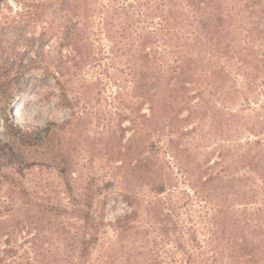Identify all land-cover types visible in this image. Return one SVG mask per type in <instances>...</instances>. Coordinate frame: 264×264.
Here are the masks:
<instances>
[{
    "label": "rangeland",
    "instance_id": "obj_1",
    "mask_svg": "<svg viewBox=\"0 0 264 264\" xmlns=\"http://www.w3.org/2000/svg\"><path fill=\"white\" fill-rule=\"evenodd\" d=\"M40 1L0 0V264H236L232 256L235 240L243 234L254 237L252 228L241 230V222L234 228L237 231L228 228L222 232L215 221H223L225 214L215 213L213 202L206 198L208 188L196 191L195 176L192 180L188 177L172 149H187L181 151L189 161L186 165L191 161L190 165H207L219 160L220 149L226 151L233 142L264 137L260 132H256L258 136L253 133L259 130L257 119L264 118L263 68L251 70V76L245 77V70L238 63L225 55L212 56L215 51L210 46L204 49V62L210 71L223 64L231 70L225 94L215 87L219 82L209 77L202 90L208 106L213 111L219 107L222 115L210 112L203 115L204 119H189L181 131L193 126L197 130L184 133L180 139L173 133L176 141L171 148L167 127L164 132L147 135L146 143L159 177L154 174L147 183L130 177L127 183L126 167H115L120 160H115L113 146L118 143L124 147L128 137L139 129L141 112L148 109L147 104L140 105L135 95L132 69L138 58L133 36L137 27L158 30L160 20L147 13H130V17L121 10L120 17L110 25L108 37L104 19L110 0H94L97 10L90 18L72 21L82 25L89 37L87 60L74 63L67 58L72 55L70 46L62 44L65 23L71 24L65 21L64 10L57 3L42 7L38 5ZM135 1L116 2L127 5ZM248 2H239L242 19L233 17L235 25L236 20L242 21L243 28L249 19H257L260 14L259 9L253 12L248 8ZM124 20L128 29L123 28ZM240 37L244 38L243 34ZM165 38L172 43L177 40ZM242 38L235 42L244 45ZM156 47L163 50L166 46L160 40ZM46 63L52 70L63 65L69 106L59 103L60 89L52 76L40 80L38 73ZM198 99L196 96L194 102L198 103ZM7 109L26 129L43 127L48 122L66 124L52 145L54 151L61 153L59 161L65 159L74 171L73 193L68 192L46 147L37 144V140L30 144L16 142L13 146L9 143L4 120ZM228 118L231 128L230 122H225ZM241 149H233L235 155ZM226 164L221 162L214 170H221ZM228 170L241 181L231 182L233 188L224 201L225 207L240 210L247 206L252 211L264 200L262 180L254 171L239 165ZM22 188L29 198L19 197ZM87 191L94 193L93 216L98 225L84 257L81 238L92 232L75 210ZM124 192L135 196L131 205ZM51 205L65 209L60 213L39 209ZM244 214L256 220V215ZM238 219L243 220L241 215ZM216 235L219 239L212 241Z\"/></svg>",
    "mask_w": 264,
    "mask_h": 264
},
{
    "label": "trees",
    "instance_id": "obj_2",
    "mask_svg": "<svg viewBox=\"0 0 264 264\" xmlns=\"http://www.w3.org/2000/svg\"><path fill=\"white\" fill-rule=\"evenodd\" d=\"M116 1L110 0L109 5L106 7L104 29L108 37H111L112 27L110 25L114 24L115 18L120 17L121 10L130 17L131 15L134 16V13L142 15L147 13L151 17L156 16L160 20L157 23L159 25L158 30L161 33L158 30L142 26L137 27L136 36H133L136 44L134 52L137 51L136 56L138 58L132 69L135 78V95L140 100V105L147 104L148 109L141 112L142 122L138 123L139 129H136L137 131L128 137L124 147H120V144L117 143L113 146L115 149L112 150L115 160H120V163L115 167L119 169L126 167L127 183L130 182V177H136L140 182L145 183L146 181L147 183L154 178V174L159 177L158 171H155L154 159L151 158L152 151L146 143L147 135H153L155 132L159 133V131L164 132L167 127L171 135L168 143L169 148H171L170 146L173 147L176 141L175 137L172 136L173 133H177L179 138L184 133L197 130V127L193 126L181 131L189 119L192 120L198 116L199 119H204L203 115L207 116L210 112H216L219 116L222 115L219 107L215 106L217 110L214 109L213 111L208 106V101L202 90L205 89L204 82L209 77L219 82L215 84V87L220 94H225L224 88L231 70L225 68L223 64L210 71V68L204 62V49L210 46L215 51L212 56L218 58L219 55H225L229 57V60L238 63L239 67L245 70V77L251 76V70L261 71L259 67L264 70V0H248L246 6L251 8L253 12H257L259 9L260 14L257 19H249V22L245 23H248L246 28L242 27V21L240 20H236L235 25V18L233 19L235 16L236 19H242L243 17V9L238 7L239 2L242 0H136L127 5L120 3L118 5ZM46 3H57L64 10L65 21L71 23H65L66 30L62 40V44L70 46L72 51V55L67 56V58L72 59L74 63L77 61L83 63L88 56L89 37L82 25L79 26L78 23L72 21L75 18H90L93 12L97 10L93 5L94 0H41L38 5L45 7ZM256 6L257 9H255ZM125 24L126 21L124 20L123 28L128 29L129 27ZM240 27L242 28L239 29ZM231 33L232 36H230ZM242 34L244 38L240 37ZM165 37H171V39L175 37L177 40L172 43L169 38ZM241 38L244 45L235 42V39ZM160 40L163 41V45L170 48L165 47L163 50H159L156 45ZM255 46L258 48L254 49ZM131 47L132 44L129 50H131ZM75 57H79V60ZM63 60L64 57H61V61ZM61 61L58 64H62ZM38 63L40 64V61ZM245 65L252 67H245ZM38 74L41 77L40 80H45L49 76L55 79L60 89L59 103L69 106L66 103L68 94L65 91V81H63L66 75L63 65H58L52 70L46 63ZM30 77L27 79L30 80ZM257 77L258 75L253 76V78ZM227 91L232 92L230 88ZM196 96L199 98L198 103L194 102ZM231 114L235 116L232 112ZM4 120L10 139L9 143L13 146L16 142L30 144L37 140V144L46 147L48 154L52 155L51 160L64 180L68 192L73 193L72 179L74 171L65 159L59 161L58 158L61 157V153L54 151L52 145L53 138L57 137L66 124L48 122L43 127L26 129L8 109L4 115ZM230 121L228 118L225 122ZM132 122L135 123V120L133 119ZM223 123L224 121H219V124L222 125ZM256 124V128H259V130L253 131V133L260 132L264 134V118H258ZM231 126L232 123L230 122L228 128H231ZM139 134L140 136H138ZM256 135L258 136L257 133ZM242 142H233L231 145L229 144V147L224 145L228 149L226 151L223 148L220 149L218 153L219 160L212 163L209 161L207 165H203V163L190 165L193 164V161L186 165L189 161L184 158L185 153L181 155V151H187L186 148H177L176 151L174 146V149H172L174 152H172L180 167L184 166L188 177L192 180V177L195 176L193 185L196 191H198V188H208L206 198L211 203L213 202L215 213L217 215L225 214L226 217L223 221L219 219L215 221L222 227V232L228 228L231 231H237L234 228L241 222H243L239 226L241 230L252 228L254 237L249 238L243 234L240 239L235 240L236 248L232 256L234 261L236 260V264H264V200L252 211H249L247 206L240 210H234L232 207L228 208L224 205L226 197L231 195V189L233 188L231 182L241 181V178L236 176L235 173L229 172L228 169L232 165H239L241 168L254 171L262 180L260 187L264 186V137L247 138ZM237 147L242 148L239 155H235L233 151ZM221 162H227V164L224 165L223 169L215 171L214 167ZM244 179L245 176L242 180ZM12 181L16 182L15 179H12ZM95 192L98 193L99 191ZM242 192H245L243 196L247 193L246 191ZM18 193L20 198H29V196H26L27 191L25 188L19 190ZM84 195L85 199L81 198V204L77 205L75 211L84 220L86 229L92 232L98 225L93 216L94 193L87 191ZM124 198L131 205L133 201L131 199H135V196L124 192ZM22 203H25V201ZM39 209L41 212L54 211L60 213L65 208L51 205ZM228 209L231 210L230 214H228ZM245 212L256 215V220L244 214ZM238 215H241L243 220L238 219ZM95 236L93 232L90 233L89 237L82 236L80 246L82 256L85 255L84 257H86L88 254L89 245L92 244ZM218 236L216 235L212 241L218 240Z\"/></svg>",
    "mask_w": 264,
    "mask_h": 264
}]
</instances>
